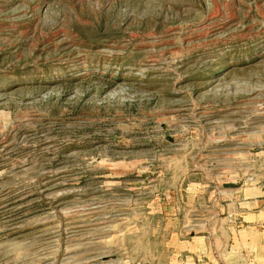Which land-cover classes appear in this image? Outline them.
<instances>
[{
    "label": "rangeland",
    "instance_id": "rangeland-1",
    "mask_svg": "<svg viewBox=\"0 0 264 264\" xmlns=\"http://www.w3.org/2000/svg\"><path fill=\"white\" fill-rule=\"evenodd\" d=\"M246 191L264 0H0V264H213Z\"/></svg>",
    "mask_w": 264,
    "mask_h": 264
},
{
    "label": "crops",
    "instance_id": "crops-1",
    "mask_svg": "<svg viewBox=\"0 0 264 264\" xmlns=\"http://www.w3.org/2000/svg\"><path fill=\"white\" fill-rule=\"evenodd\" d=\"M245 194L244 203L233 218L234 224L229 226L219 248L204 247L202 253L209 263H219L222 258V264L230 261L240 264L249 253L253 255L255 264H264V196L251 191ZM229 256H233L231 260Z\"/></svg>",
    "mask_w": 264,
    "mask_h": 264
},
{
    "label": "water",
    "instance_id": "water-1",
    "mask_svg": "<svg viewBox=\"0 0 264 264\" xmlns=\"http://www.w3.org/2000/svg\"><path fill=\"white\" fill-rule=\"evenodd\" d=\"M235 187V185H233V184H226L225 185V188H234Z\"/></svg>",
    "mask_w": 264,
    "mask_h": 264
}]
</instances>
